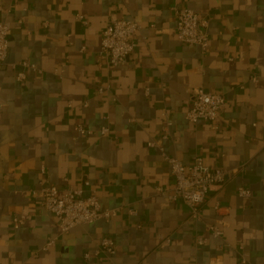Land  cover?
<instances>
[{"label":"crops","instance_id":"1","mask_svg":"<svg viewBox=\"0 0 264 264\" xmlns=\"http://www.w3.org/2000/svg\"><path fill=\"white\" fill-rule=\"evenodd\" d=\"M174 4L210 17L206 51L179 40ZM111 19L142 25L117 66L99 54ZM0 21L11 26L0 69V264H264V0H0ZM22 60L37 69L18 80ZM195 88L225 95L216 126L186 118ZM152 139L185 164L200 154L228 172L199 218L167 197L174 182ZM84 180L119 213L62 234L33 190ZM17 215L27 217L15 228ZM106 235L116 251L96 255Z\"/></svg>","mask_w":264,"mask_h":264},{"label":"built area","instance_id":"2","mask_svg":"<svg viewBox=\"0 0 264 264\" xmlns=\"http://www.w3.org/2000/svg\"><path fill=\"white\" fill-rule=\"evenodd\" d=\"M176 17V31L178 38L185 44L198 45L203 51H206L209 45V25L210 17L201 15L195 10L174 4L172 7ZM82 18V16H79ZM10 23L0 21V69L6 64L10 43ZM142 28V25L135 19H111L104 26L101 33V46L99 54L110 65L117 66L126 62L132 55L136 47L135 35ZM17 79L26 78L27 69H37V65L29 60H22L16 67ZM17 69V68H16ZM254 78V77H253ZM255 79V78H254ZM103 92L105 88H100ZM226 104V97L223 93L210 92L204 88H195L192 92L191 105L186 111V118L193 123L201 120L213 123L220 118ZM165 123L161 138L167 139L170 136V126L172 121L167 109L164 110ZM78 132L85 134L90 130L82 123L76 126ZM110 130L107 125L102 126L101 133L106 134ZM151 147L159 148L164 160L168 163L170 173L174 182L173 187L167 193L171 201L184 202L190 209V214L194 218H199L200 210L207 200L211 190L221 185L228 172L223 168H212L207 165L200 154L194 156L190 164H185L178 157L164 152L160 141L152 139L148 142ZM45 173L44 167L41 169ZM90 182L84 180L80 186L70 183L62 186L56 184H44L38 190H33L41 199L42 206L57 219L59 230L62 234L70 232L76 226L82 224H91L100 219H112L118 215V208H103L99 196L95 190L89 189ZM162 194L166 190L160 189ZM238 194L242 197L252 195L250 189L240 186ZM219 209V204L215 206ZM130 213L136 214L137 210L131 208ZM25 215H17L13 218L15 228L24 224ZM208 233L215 237H221L224 231L218 225H208ZM55 243V238L50 239L38 250H46ZM198 245L206 243V237L196 238ZM116 251V240L109 235L101 238L96 255L106 253L114 254ZM38 252L34 253V256ZM84 258L90 260L92 255L85 252Z\"/></svg>","mask_w":264,"mask_h":264}]
</instances>
